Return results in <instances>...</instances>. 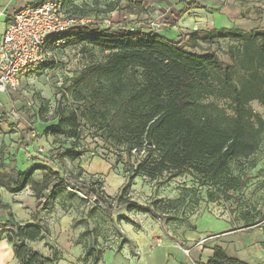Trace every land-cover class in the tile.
<instances>
[{"label": "trees", "instance_id": "16d2710c", "mask_svg": "<svg viewBox=\"0 0 264 264\" xmlns=\"http://www.w3.org/2000/svg\"><path fill=\"white\" fill-rule=\"evenodd\" d=\"M103 1V13L107 14L120 10L121 2L128 0ZM78 11L81 17L92 15ZM141 11L142 7L130 13ZM67 37L91 43L102 56L86 64L70 81L69 90L76 105L67 108L59 100L52 111L55 122L44 130L58 144L52 162L63 173L50 166L34 165L16 180H8L5 187L9 192L31 187L38 201V212L49 209L58 198H63V208L68 209L74 204L66 202L65 197L79 198L78 193L83 196L81 200H94L90 213L97 206L111 210L112 201L96 188L97 181L88 184L64 169L65 160L73 162L83 154L80 148L83 122L96 127L103 139L114 146L125 148L129 156L132 151L147 150L149 156L138 164L136 174L155 179L164 172L192 171L215 187L216 191L207 192L211 201L218 194L228 198L230 191H241L247 186L248 180L234 174L231 164L254 155L264 140V118L250 106L252 101L264 106V32L237 28L195 30L179 40H169L155 31H132L126 26L113 30L92 22L51 37L48 49L54 48L58 40H64L59 44L66 43ZM223 39L240 42L236 57L231 55L232 63L222 61L212 51L196 52L207 49L203 44L211 46ZM237 72L243 74L236 77ZM210 95L227 98L232 114L214 101H205ZM41 109L49 112L47 106ZM38 170L46 171L41 184L34 179ZM130 186L131 180L119 197L129 212L154 216L165 206L178 210L185 203L199 202L197 190L184 187L178 198L166 203L156 200L151 207L131 201L127 196ZM0 209L10 210V206L0 201ZM119 218L140 227L129 216ZM255 218L245 212V226L256 225ZM49 233L44 219L22 224L10 213L9 220L0 228V241L12 245L19 264H57L58 249L51 246L52 255L45 256L29 244L46 239ZM88 233L100 235L97 228ZM127 241L119 242V247ZM104 247L107 246L97 240L86 241V263L99 264ZM207 264L248 263L216 247Z\"/></svg>", "mask_w": 264, "mask_h": 264}, {"label": "rangeland", "instance_id": "374dc122", "mask_svg": "<svg viewBox=\"0 0 264 264\" xmlns=\"http://www.w3.org/2000/svg\"><path fill=\"white\" fill-rule=\"evenodd\" d=\"M61 10L66 14L79 15V9L88 15L102 28H113L117 30L123 26L135 31L141 24H147L153 31L155 22L148 14L136 16L130 11L138 12L143 0L122 1L121 9L112 13H103L105 2L103 0H57ZM77 8V9H76ZM81 14V12H80ZM95 15V16H94ZM132 15V16H131ZM161 28L165 23L160 22ZM142 28V27H141ZM171 40H176L174 34L165 31ZM68 42V43H67ZM258 44L261 45L260 42ZM206 50L197 49L196 52L205 54L207 51L215 52L218 57L226 62L232 63L231 55L236 57V51L241 49L240 42L227 39L218 40L211 46L203 44ZM50 56L47 61L37 69H30L22 76L18 90L11 94H0V200L9 202L10 210L1 209L0 218H9L10 213L22 217L24 211L19 208V201L24 200V194L34 192L31 187L11 193L5 185L8 180L12 182L24 171L34 165L50 166L55 171L61 172L59 166L52 162V155L56 150L54 139L44 134V130L55 122L52 119V111L59 100H62L67 108L74 107L76 102L72 99L69 90L70 81L76 76L81 68L92 60L101 58L98 48L89 42L76 41L75 37H67L66 43L57 44L49 48ZM242 75V72H239ZM237 72L236 77H239ZM205 101H214L227 114H232L230 101L227 98L210 95ZM48 107L42 110V107ZM254 111L264 118V106L258 101L250 104ZM64 140L63 137H60ZM80 148L82 156L75 160H65V172L78 176L80 181L88 184L97 181L96 188L112 201V209L104 210L97 206L92 213L89 212L94 200L88 202L79 198L65 197L66 202H73V206L63 208V198H58L46 211H39L38 201L29 199L36 203L35 212L38 219L47 221L50 233L41 241L29 242L31 247L45 256H51V246L58 249L59 260L57 264H87L84 260L86 255L85 242L97 240L107 247L103 249L102 260L99 264H140L139 260L130 252L133 245L119 242L127 234L137 232L143 240L146 236L157 234L156 242L160 244V238L179 242L184 240L186 234L194 228V222L198 217L212 215L215 218H232L235 226L244 224L245 212L256 216L255 219L264 217V140L261 142L258 151L248 159H240L232 162L234 174L245 177L247 186L241 191H230V197L218 194V197L211 201L207 197L208 190L216 191L215 187L192 171H185L176 174V171L164 172L162 176L150 179L143 174H136L139 163L149 156L146 150L132 151L129 156L123 147H116L109 141L103 139L100 131L82 123L80 132ZM63 169V171H64ZM45 170H38L34 179L38 184L43 182ZM131 180V186L127 196L131 201L143 205L153 206L156 200L163 203L178 198L184 187H193L197 190L199 202L197 204L185 203L178 207V210L158 211L156 215L138 211L129 212L122 206L119 197L122 190ZM35 197V196H34ZM36 198V197H35ZM25 201V200H24ZM129 216L140 227L120 220V216ZM130 226V231L125 226ZM99 229V236L88 233V230ZM81 241L77 242L83 234ZM142 240V242H143ZM142 259H145L142 257Z\"/></svg>", "mask_w": 264, "mask_h": 264}, {"label": "crops", "instance_id": "0c3cea01", "mask_svg": "<svg viewBox=\"0 0 264 264\" xmlns=\"http://www.w3.org/2000/svg\"><path fill=\"white\" fill-rule=\"evenodd\" d=\"M37 1L0 0V10L4 12L0 19V36L17 11ZM143 14L145 17L149 14L154 24L165 23L155 32L167 39L166 35H162L165 31L174 34L179 40L195 31V27L199 31L237 28L264 32V0H143L142 11L133 15L139 17ZM139 29L153 31L147 24H141ZM0 128L1 131L5 129ZM24 195L28 197L25 201L18 200L19 208L24 211L23 216L12 213L22 224L35 223L39 220L35 212L38 205L36 198L32 194ZM9 218H0V228ZM256 222V225L245 226L244 220L242 226H235L232 218L226 214L225 218L219 219L209 214L198 217L194 228L179 242L160 238L158 244L157 234L147 235V239L143 240L137 232L127 234L124 239L126 237L128 240L125 244L133 245L130 252L140 264H207L216 247H221L228 255L248 264H264V217L256 219ZM125 229L131 232L129 225ZM0 264H19L12 245L6 240L0 241Z\"/></svg>", "mask_w": 264, "mask_h": 264}, {"label": "built area", "instance_id": "2783aa9c", "mask_svg": "<svg viewBox=\"0 0 264 264\" xmlns=\"http://www.w3.org/2000/svg\"><path fill=\"white\" fill-rule=\"evenodd\" d=\"M3 15L0 10V19ZM92 22L88 17L64 13L57 0H39L17 11L0 36V94L18 90L24 73L47 61L51 37ZM152 26L161 29L160 23Z\"/></svg>", "mask_w": 264, "mask_h": 264}]
</instances>
